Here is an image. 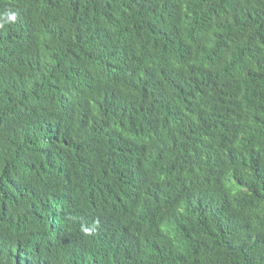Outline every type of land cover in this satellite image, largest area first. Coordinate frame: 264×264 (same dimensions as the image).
Listing matches in <instances>:
<instances>
[{"label": "trees", "instance_id": "obj_1", "mask_svg": "<svg viewBox=\"0 0 264 264\" xmlns=\"http://www.w3.org/2000/svg\"><path fill=\"white\" fill-rule=\"evenodd\" d=\"M0 264H264V0H0Z\"/></svg>", "mask_w": 264, "mask_h": 264}]
</instances>
